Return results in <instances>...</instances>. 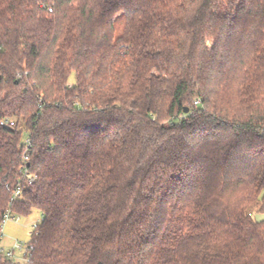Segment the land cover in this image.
<instances>
[{"label": "trees", "instance_id": "16d2710c", "mask_svg": "<svg viewBox=\"0 0 264 264\" xmlns=\"http://www.w3.org/2000/svg\"><path fill=\"white\" fill-rule=\"evenodd\" d=\"M4 120L0 264H264V0H0Z\"/></svg>", "mask_w": 264, "mask_h": 264}, {"label": "rangeland", "instance_id": "374dc122", "mask_svg": "<svg viewBox=\"0 0 264 264\" xmlns=\"http://www.w3.org/2000/svg\"><path fill=\"white\" fill-rule=\"evenodd\" d=\"M125 22V14H120L118 17H116L114 22V39L118 38L122 34ZM70 82H73V75L70 78ZM13 216L14 218L16 217L17 220L14 221L13 219H10L6 221L2 228L0 247H2L6 251H9L11 250L15 242L21 244L23 248L21 250H16L14 254L16 257L15 261L21 262L20 259H22V253L24 252V249L26 248L30 240L29 233L33 232L32 225L34 223L40 222L41 213L38 210H32L31 213L27 216L14 214ZM256 219L263 220L264 215H257Z\"/></svg>", "mask_w": 264, "mask_h": 264}, {"label": "built area", "instance_id": "2783aa9c", "mask_svg": "<svg viewBox=\"0 0 264 264\" xmlns=\"http://www.w3.org/2000/svg\"><path fill=\"white\" fill-rule=\"evenodd\" d=\"M195 103H198V102L196 101ZM0 125L2 127L10 128V127H13L14 122H13V120H4V121L0 122ZM29 147H30V141L28 139H24V151H23V154H22V159H23L24 162L27 161V158H28L27 155H28ZM22 178H24L27 181L28 184H31L34 181V178L32 176H30L29 174H27L25 167H22ZM7 188L8 187H6V189ZM21 190H22L21 184H20V182H17L15 184V186L13 187V189H12V197H11L10 202L15 200L20 195ZM10 205H11V203H10ZM10 219H13L14 221L17 220V218L16 217L14 218L13 214L11 213L10 208H8L5 211L3 219H2V222L0 224V239H1V236H2V228H3L4 224L6 223V221H8ZM38 223H34L32 225L33 232L37 228ZM33 232L29 233V237L32 236ZM22 248L23 247H22L21 244H19L18 242H15L13 247L9 251H6L2 247H0V253L3 254L8 259H11V260L15 261V258H16L15 255H14L15 251L16 250H21ZM30 250H31V246L28 243V245L24 249V252L22 253V256H21L22 259H20L22 263L23 262H28L29 255H30V253H29Z\"/></svg>", "mask_w": 264, "mask_h": 264}, {"label": "water", "instance_id": "95a60500", "mask_svg": "<svg viewBox=\"0 0 264 264\" xmlns=\"http://www.w3.org/2000/svg\"><path fill=\"white\" fill-rule=\"evenodd\" d=\"M184 112H187V110L185 109V111Z\"/></svg>", "mask_w": 264, "mask_h": 264}]
</instances>
